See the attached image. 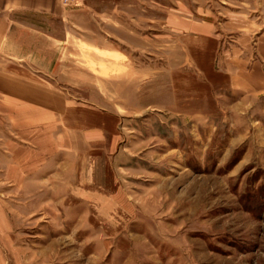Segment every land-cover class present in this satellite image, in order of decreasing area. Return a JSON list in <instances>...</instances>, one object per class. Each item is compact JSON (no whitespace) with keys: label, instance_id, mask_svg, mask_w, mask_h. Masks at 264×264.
Wrapping results in <instances>:
<instances>
[{"label":"rangeland","instance_id":"1","mask_svg":"<svg viewBox=\"0 0 264 264\" xmlns=\"http://www.w3.org/2000/svg\"><path fill=\"white\" fill-rule=\"evenodd\" d=\"M200 2L105 0L121 40L105 19L55 73L0 60V264H264V56L162 36Z\"/></svg>","mask_w":264,"mask_h":264},{"label":"crops","instance_id":"2","mask_svg":"<svg viewBox=\"0 0 264 264\" xmlns=\"http://www.w3.org/2000/svg\"><path fill=\"white\" fill-rule=\"evenodd\" d=\"M207 1L205 4L200 2L195 13L189 15L186 9L177 10L172 15L169 13L162 36L170 37L171 33L177 36L183 49L186 48L187 39H193L198 49H206V45L211 43L213 50L207 52L211 55L264 56L263 11L253 15L247 9L236 8L221 18L207 13V7L211 5L210 0ZM245 1L238 0L243 4ZM105 8V0L100 4L96 0H73L69 7L59 0H0V60L3 63L7 61L1 67L2 71H9L12 63L21 65L23 68L20 66V71L28 68L30 71L55 73L58 70V53L67 52L72 40L81 39L86 42L88 39L89 44L99 46L98 41L94 42L92 39H96L97 33H102V22L105 19L117 24L111 31L116 39L111 40H121L122 27H128L123 25L119 16H109ZM106 14L109 18H106ZM133 30L138 31L137 28ZM131 32L133 31L128 32L127 29L126 33ZM134 40L137 43V36H134ZM190 46L189 44L188 47ZM111 48L114 52L121 53L117 46L113 45ZM1 78L2 88L10 89V81L6 80V75ZM25 78H28L27 74H17V81L23 86Z\"/></svg>","mask_w":264,"mask_h":264},{"label":"built area","instance_id":"3","mask_svg":"<svg viewBox=\"0 0 264 264\" xmlns=\"http://www.w3.org/2000/svg\"><path fill=\"white\" fill-rule=\"evenodd\" d=\"M64 6H70L73 4V0H59Z\"/></svg>","mask_w":264,"mask_h":264}]
</instances>
